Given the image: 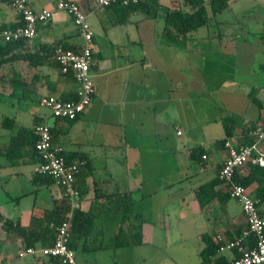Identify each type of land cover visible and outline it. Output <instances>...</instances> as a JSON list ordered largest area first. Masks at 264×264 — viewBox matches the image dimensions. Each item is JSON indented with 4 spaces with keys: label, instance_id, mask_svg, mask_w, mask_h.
I'll return each instance as SVG.
<instances>
[{
    "label": "crops",
    "instance_id": "1",
    "mask_svg": "<svg viewBox=\"0 0 264 264\" xmlns=\"http://www.w3.org/2000/svg\"><path fill=\"white\" fill-rule=\"evenodd\" d=\"M12 1L0 0V27L22 24ZM30 1L36 9H42L52 8L58 0ZM74 1L89 16H95L98 26L92 24V71L97 89L91 104L75 121L55 118L52 127L54 142L63 147L67 157H84L92 164L90 169L86 161L81 174L87 175L78 185L81 210L93 214L99 242L92 246L88 243L92 227L75 247L78 264L88 261L86 251L90 249L169 242L170 232L162 228L168 229L171 219L183 236L187 226L197 228L200 250L205 245L201 238L204 232L227 238L240 234L247 220L241 204L226 196L218 181V171L227 156L218 140L226 137V126L232 125L228 139L245 143L251 138L247 128L264 123V0H231L226 9L230 18L216 16L220 21L217 28L200 27L186 37L166 22L167 10L190 9L186 0H149L155 16L140 8L130 12L125 23H118L123 13L116 5L102 9L94 0ZM26 42L21 54L43 55L57 42L77 47L81 38L72 18L59 11L53 19L40 23L38 35ZM24 57L0 64V94L17 101L0 95V100L7 103V109L0 110V264L5 260L14 264L33 260L18 257L26 242L8 228L6 220L28 227L34 217L43 219L34 227L40 237L35 245L47 246L52 239L46 240L43 229L53 227V212L65 202L64 187L35 172L33 144L26 141L17 147L12 138L20 126L32 130L38 119L48 121L53 117L48 107L40 105L41 96L70 92L76 84L48 59L37 64ZM188 64L191 68L222 69L224 72L218 73L223 80L207 81L199 73L187 78ZM218 91L227 92L230 107L246 113L242 122L234 112L209 115L211 109H217L212 94ZM189 106L195 114L187 112ZM6 117L16 121L13 129L3 125ZM219 125L224 135L209 137L206 130ZM259 146L264 153V140ZM198 147L206 149V158L199 161L190 154ZM249 172V166L236 169L237 176ZM252 177L248 188L255 198L262 197L259 210L264 217V169H258ZM203 186L213 196L204 205L199 198ZM139 224L142 243H135V227ZM107 230L109 243L104 241ZM118 241L124 243L118 245ZM220 253L227 260L236 255L231 249ZM36 262L56 264L46 257Z\"/></svg>",
    "mask_w": 264,
    "mask_h": 264
},
{
    "label": "built area",
    "instance_id": "2",
    "mask_svg": "<svg viewBox=\"0 0 264 264\" xmlns=\"http://www.w3.org/2000/svg\"><path fill=\"white\" fill-rule=\"evenodd\" d=\"M140 0H94L97 8L106 9L115 3L134 5ZM13 6L22 17L23 23L15 27H0V42L34 39L38 35L40 23L53 19L59 11L66 12L73 20L80 44L73 48H66L59 44L54 53L59 63L61 73L71 74L76 84L78 97L73 100H63L51 93L40 97L41 106L48 107L55 118L74 119L82 114L91 104L96 94V81L93 75L94 65V30L89 20V13L74 0H58L52 8L36 9L30 0H13ZM50 125L43 120L35 126V148L41 158L35 164L34 170L38 174H49L64 187V196L69 203L65 219L57 226L53 242L47 246H24L18 253L20 259L32 257L28 264H37L36 259L50 258L57 264H78L77 252L71 246V225L74 214L82 208V194L75 184L76 174L84 161L81 159L68 162L64 149L52 143ZM181 134L182 130H178ZM254 138L251 143L235 144L229 139L225 141L227 156L219 170L218 177L228 185L230 197L236 199L246 216L247 227L242 233L220 247V250H236L239 255L234 256L230 264H264V217L259 210V201L249 188L233 180L234 172L243 166L247 160L264 165V153L260 149V142L264 140V123L257 124L250 130ZM206 158V155H203ZM252 237L253 243L246 240ZM2 264H14L12 260H5Z\"/></svg>",
    "mask_w": 264,
    "mask_h": 264
},
{
    "label": "trees",
    "instance_id": "3",
    "mask_svg": "<svg viewBox=\"0 0 264 264\" xmlns=\"http://www.w3.org/2000/svg\"><path fill=\"white\" fill-rule=\"evenodd\" d=\"M151 1L156 2V0H151ZM230 1L231 0H186L187 4L190 6L189 10H182V9L167 10V16H166L167 25L170 29L178 31L180 33L181 37H186L190 31L196 30L200 27H208L209 28L211 25H213L212 20L214 18L216 19V16L218 13L229 8ZM148 2H149V0H140L139 3L134 4V5H123L119 2L113 4L119 8V11L121 13H123V17L120 19V21L118 23H125L128 19L129 13L134 11V10L140 9V8H142L143 10H145L146 12L151 14L152 11L155 9V7ZM151 15L155 16L154 12ZM21 22L23 23V20ZM26 41H27V39L9 41V42H0V64H2L4 62L17 61V60L23 58L24 56H27V58L26 57H24V58L28 59L32 63L35 62L37 64L43 63V61L48 59L47 61H50V63H52V64L54 63L56 65V67L59 69V71L61 72L59 63L56 61V59L54 57L55 49L61 43L66 48L73 47V46H70V45L65 44L63 42H57L56 44H54V46L50 47V51L48 54L41 55V54H39L40 52L31 53V54H27V55L21 54L20 49H21V47H23L27 43ZM73 48H75V47H73ZM34 58H36L35 61H34ZM61 74H63L65 76V78H68L69 80L74 81L73 76L71 74H67V75L64 73H61ZM58 96L63 100H73V99H76L78 97L76 89L71 90L70 92L61 93ZM80 115L81 114H79L74 119H66L65 118L64 120L75 121ZM42 121L43 120L38 119V121L35 123L34 128L32 130L28 129L25 126H20V128L18 129V134L12 138V142H14V141L17 142V147H19V145H21L22 143H25L26 141L29 143H32L33 144L32 153L34 154L37 162H39L41 160V158H40V156H39V154L35 148V140H36L35 126ZM3 125L8 126L9 128L13 129V127L16 126L17 123L14 120V118L6 117L4 122H3ZM255 126H256L255 124L249 126L247 128L246 132L249 133L250 130L252 128H254ZM231 130H232V125L226 126V137L223 138L222 140H218V142L220 144H223V146H225V141L229 138V135H231ZM50 131H51L52 143L54 145H57L54 142V127L51 126ZM253 140H254V138L251 136V138L249 140H247L245 143H241V144L251 143ZM205 151H206V149L204 147H198V148H193L192 150H190V154H191V156H197V159L199 161L200 159L203 158V155H204L203 152H205ZM64 155H65L66 159L68 160V162L73 161L72 159H70L69 157L66 156L65 152H64ZM81 160L84 161V164L81 165V168L75 177V184L79 188V190H80V187H79L80 185H78V181L81 180V182L83 183L84 179L87 175V173L81 174L82 170L86 166L87 160L84 157ZM87 165H89V168L92 169V164L90 161H87ZM243 166H246V167L249 166V169H250L249 174L243 175V176H237L236 170H235L233 180L237 183H241V184L248 187V185L254 179V177H252V174H254L260 168L264 169V166H261V165L256 164V163H252L250 159L247 160L243 164ZM218 173H219V171H218ZM41 175H45V176L52 178L54 180L53 176H51L49 174H41ZM218 181L223 184V188L225 190L224 194L229 197L230 193L228 190V185L225 184L223 181H221L219 179V177H218ZM199 192H200L199 198H200V201L202 202V205L209 202L213 198L212 194L208 195V192H206V187L204 188V186L201 188V191H199ZM200 194H201V196H200ZM257 199L260 202V199H262V197L261 198L258 197ZM61 207L62 208L59 207L60 208L59 211L53 212L54 213V218H53L54 225H53V227H51V228L47 227V228L43 229L44 237L46 238V240L48 238H51L52 239L51 243L53 242V239L55 237L57 226L65 219L66 213L69 209V203H68V200L66 197H65L64 205H62ZM129 208L130 207L128 206L127 209L129 210ZM126 217H128L127 214H126ZM126 217H124V218H126ZM0 218H1V216H0ZM39 222H43V219L38 218V217H34L32 223L28 227H24V226L20 225L18 222L14 223L10 220H6L5 224L8 226V228L15 230L16 232H18L20 235L23 236V238L25 239V242H26L25 246H31V245H35L36 240L40 239V237H38V235L37 236L35 235V233H37L38 231H36V229L34 228ZM93 224H94V222H93V214L92 213L83 212L81 209H79L75 212L74 218L72 220V225H71V240H70L71 242H70V244L72 247L75 248L77 246L79 239L83 235H87L89 233V231L93 227ZM241 233H242V231H241ZM237 235H239V234H237ZM235 236H233L232 238H227L226 236H224L220 233H211V232L202 233L201 238L204 241L205 245L199 252L200 260L197 264H230L231 260H227L226 257L220 253V251H221L220 247L222 245H224L226 242H228L229 240L233 239ZM41 240H43L44 245H46V240H44L43 237L41 238ZM134 242L135 243H142L141 224H139L135 227ZM246 242L247 243L248 242L253 243L252 237L248 238L246 240ZM121 243H124V242H122V241L117 242L118 245H120ZM234 251L236 253L235 256H238L239 253L236 250H234ZM56 264H57V262H56Z\"/></svg>",
    "mask_w": 264,
    "mask_h": 264
},
{
    "label": "rangeland",
    "instance_id": "4",
    "mask_svg": "<svg viewBox=\"0 0 264 264\" xmlns=\"http://www.w3.org/2000/svg\"><path fill=\"white\" fill-rule=\"evenodd\" d=\"M223 12V13H222ZM218 13L217 18L222 19V18H230V14L228 13L229 11L224 10ZM225 18V19H226ZM90 22L94 25L95 28H98L97 23L95 22V16L90 15L89 16ZM211 28L215 29L217 28V25L219 24V20L217 21L215 18L212 20ZM218 22V23H217ZM210 57V56H208ZM189 66V67H188ZM197 69V70H194ZM218 72H224L222 69H217V70H210V68H191V64L187 65L186 68V76L187 78L191 76L194 73H199L200 77H204V80L207 81H213L217 78H219V83L222 82L223 79H221V75ZM223 78V77H222ZM264 78V76H263ZM225 86V85H224ZM223 86V87H224ZM194 95L197 94L193 93ZM210 93H208L209 95ZM1 98L7 97L6 95L0 94ZM214 97V103L217 107V109H211L208 113L210 116L213 114L219 112L224 116L225 114L228 115L230 113L237 115V119L240 120V122L243 121L244 117L246 116L245 114L241 113L238 109L239 107H236V109L230 107L228 105L229 101V95L226 100V95L227 92L225 91H218L212 94ZM211 95V96H212ZM196 98V95H195ZM7 99H14V102L16 101L15 97H7ZM4 100H0V110L2 112L7 109V103L4 104ZM17 105V104H16ZM243 105V104H242ZM241 107V103H240ZM254 105H252V108ZM215 108V107H214ZM42 109H45L42 107ZM193 111H191V110ZM241 109V108H240ZM187 112L194 113L195 111L190 108H187ZM241 113V114H239ZM198 114L201 116L202 112H198ZM227 121H225L226 124ZM220 128L216 129H208L206 130L208 133L209 137L212 136H223L224 132L222 130L221 125H219ZM210 131L212 133H210ZM94 227V226H93ZM196 229L193 226H187V229L182 230L184 233V236L180 232V228L176 227L175 222L171 219L170 220V225L169 228L162 230H169L170 232V239L169 242L167 241H159L157 244L155 242L150 243L149 245H141V246H119V247H114V246H108L107 248H102V249H90L86 251L88 254V261L83 262V264H197L199 262V250L202 246L201 240L198 238L196 235ZM97 227L95 226L92 232V237L88 241L89 244L92 245H97L99 242V237L97 235ZM110 231L107 230V236L106 239L104 240L105 243H109L110 240ZM182 235L180 238L177 236ZM82 252L81 249H79V254ZM78 251H77V262H78Z\"/></svg>",
    "mask_w": 264,
    "mask_h": 264
},
{
    "label": "water",
    "instance_id": "5",
    "mask_svg": "<svg viewBox=\"0 0 264 264\" xmlns=\"http://www.w3.org/2000/svg\"><path fill=\"white\" fill-rule=\"evenodd\" d=\"M54 121H55V117H50V118L48 119V124H49L50 126H53Z\"/></svg>",
    "mask_w": 264,
    "mask_h": 264
}]
</instances>
